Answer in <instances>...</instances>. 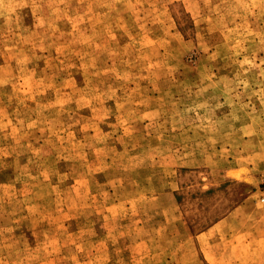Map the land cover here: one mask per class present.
Listing matches in <instances>:
<instances>
[{"label":"rangeland","instance_id":"374dc122","mask_svg":"<svg viewBox=\"0 0 264 264\" xmlns=\"http://www.w3.org/2000/svg\"><path fill=\"white\" fill-rule=\"evenodd\" d=\"M0 264H264V0H0Z\"/></svg>","mask_w":264,"mask_h":264}]
</instances>
